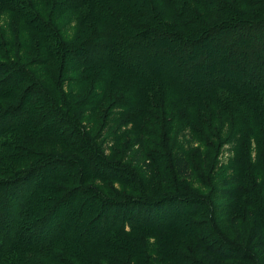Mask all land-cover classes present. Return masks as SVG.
Segmentation results:
<instances>
[{"label": "trees", "instance_id": "16d2710c", "mask_svg": "<svg viewBox=\"0 0 264 264\" xmlns=\"http://www.w3.org/2000/svg\"><path fill=\"white\" fill-rule=\"evenodd\" d=\"M65 2V5L70 4L76 10L87 12L88 15L81 23L88 26L90 34L77 47L62 42L57 47L61 53L69 51L70 48L71 54L77 58L81 55L76 59V63L82 68L87 85L100 87L101 82L107 78L106 94H110V90L114 89V81L125 83V91L132 90L131 94L136 92L133 88L135 86L141 94L144 102L142 106L137 107L138 110L129 114L128 122L134 127L132 130L139 133H135L137 136H134L130 147H135L132 159L144 171L145 177H148L154 167L152 161L145 160V157L155 154L160 163L166 164V156L170 159V166H166L164 170L170 172L171 177L179 180L180 184L191 186L195 180L204 182L208 173L213 172L215 168V164L207 162V152H216L218 149L209 146L205 152L199 146L195 149L196 143L203 140L202 144H209V139L216 138L231 144L230 151L232 150L234 158L230 167L222 169L220 178L223 177V196L219 197L220 200L224 199L230 203L222 208L214 205L212 214L215 212L217 215L214 219L210 217L207 224L209 231L215 234V245L225 252H211L210 247L206 243L202 244L201 239L194 240V251L206 264H223L225 254L228 257L245 255L242 248L232 247L224 242L230 243L227 236L231 238L233 229L236 235L232 240L237 245L240 235H245L244 226L238 228L236 225L237 217L233 221L236 226L233 227L232 223L233 229L230 227L234 205L232 201L238 202L241 207L235 212L238 217L245 203H248L250 226L247 228L248 235L243 247L258 254L259 259L256 262L264 264V0ZM0 4V8L16 13H21L23 7H28L24 0H0ZM38 21L43 20L36 17L34 25L40 33ZM44 28L52 30L47 22ZM181 29H184V32ZM213 38H218L217 42L223 47L229 45V54L235 56L239 62H246L247 69L251 66L257 67L259 81L247 78L245 80L240 75L233 79L220 75L221 81H213L215 73L220 69L208 65L205 67L206 71H199L197 76L189 77V83H186V80L180 82L169 75L157 74L149 66L150 57L164 51L162 49L168 46H177L182 52L191 53L195 52L199 45ZM239 38L246 41L248 46L243 45V41L238 43ZM167 50L165 53L171 55ZM46 51L48 57L56 54L51 45H48ZM247 56L249 61L253 62H249ZM99 71L106 72L109 78L106 76L103 79V76H99ZM218 73L222 74V70ZM185 75L190 76L187 73ZM255 76L258 79V74ZM25 77L21 70H16L14 63H0V168L6 175L0 178V264H38L30 259L34 255L41 256L45 261L55 259L61 264H79L80 261L83 264H101L112 257L113 250L123 256V259L135 260L141 256V261L136 264H172V259L179 253L173 248L174 238L169 233L173 224L171 222L167 226V223L161 222L157 216H168L169 212L161 213L164 210H159L154 205L157 200H152L146 195L138 196L136 203L118 198H112L117 201L111 202L110 197H105L101 192L87 186L86 182L91 180H110L111 177L118 176L123 177L124 182H129L135 173L131 170H119L99 160L100 155L85 138L83 128L70 117L67 108L62 110L64 96L60 92V84L52 81L47 86L41 84L35 88L32 85L27 86L29 83L24 82ZM228 81L238 84H228ZM109 86L111 87L108 88ZM149 94L157 95V98L151 100V96L148 98ZM180 94L182 97H194L199 103L198 106H188L190 101L176 97H180ZM54 95H57L56 98ZM74 95L71 97H75ZM89 96L86 91L79 93L81 98ZM169 97L172 101L167 99ZM161 100L176 104L179 119L173 121L174 124H169L173 117L172 108L161 106L160 109ZM95 101L96 99L92 102L94 105ZM72 105H77V102ZM209 105L215 107L211 109L213 114L216 111L222 116L217 129L211 120L207 123L201 118ZM132 106V102L127 105ZM182 107H195L201 115L196 118L190 112L184 114ZM150 109L160 111L155 121L161 126L165 124L163 139H168V134L171 135L170 140L168 139L171 146L159 148L145 139L146 135H152L155 129L140 128L142 123H145ZM38 111L40 113L34 117ZM114 115L118 117L121 113L117 111ZM223 128L225 129L222 132L217 131ZM183 129L187 133L183 134ZM175 137H182L187 149L175 144ZM33 139L58 144L64 147L63 150L71 151L72 155L53 152L41 154L17 144ZM153 148L155 150H152ZM198 160H202L201 168L195 163ZM41 183L45 186L43 190L39 187ZM90 192L99 194V197L93 199L101 204L100 210L104 215L90 221L84 218L73 226V231L67 229L69 214L77 203L74 200L75 195L84 197ZM171 198L179 201L176 196ZM194 202L198 200L184 198L183 203L188 206L187 210L182 211L185 218L196 211L192 208ZM34 204L41 207L38 212L40 215L35 217L33 222H26ZM135 204L138 205L137 212L133 215L136 218L131 221L129 229H126V224L121 221L116 225L110 212ZM203 205L208 209L206 202ZM107 206L110 209L105 208ZM220 209L227 212L225 224L221 229L223 233L219 232L216 226ZM89 222L93 223V229L97 231L92 234L85 229L75 235L80 229L86 228ZM22 225L25 226L24 232L29 233L26 239L25 233L21 234L24 228ZM187 225L192 227L194 224L190 222ZM115 226H118V229ZM140 232L142 234H139ZM201 232L208 234L205 229ZM146 233H150L154 238V245L161 243L166 246L165 253L169 259L163 257L165 253L150 254V248L146 250L144 244H136L137 238ZM113 236L116 239L112 238ZM162 238H165L163 243L160 241ZM112 239L119 243V246H114L116 244ZM53 250L58 252L50 256L49 253ZM169 250L172 252L167 254ZM113 261L115 263L118 259Z\"/></svg>", "mask_w": 264, "mask_h": 264}, {"label": "rangeland", "instance_id": "374dc122", "mask_svg": "<svg viewBox=\"0 0 264 264\" xmlns=\"http://www.w3.org/2000/svg\"><path fill=\"white\" fill-rule=\"evenodd\" d=\"M24 1L28 7H23L24 10L22 9L20 11L21 13L10 12L8 11L9 9L6 10L0 8V63H14L16 65V70H21L22 74L26 75L24 82L29 83L27 86L32 85L35 88L39 87L38 85L41 84L43 86H47L52 81L60 84V92L65 98H62V101L64 102L62 110L67 108L68 110H66L70 117L75 119L77 124L83 128L85 138L90 141L94 150L100 155L99 160L103 161L106 165L113 166L119 170H131L135 173V176H133L132 180L129 182H124V180H122L123 177L118 176L111 177L110 180H91L86 182L87 186L101 192V194L105 197H110L111 202L117 201L116 199L118 198L124 200L127 199V201L131 203H133L132 201H135L136 203V201L139 200L137 197L142 195L149 196L152 200H157V204H154L156 208L164 210L161 211V213H164L165 211L169 212L168 216L161 214L157 215L160 221L167 223V226H169L171 222L173 224V228H171L169 233L173 236L172 238H174L172 239V241H174L173 248H175V250L179 253L174 259H172V264H206L194 251V240L201 239L202 244L206 243L208 247H210L209 250L211 252L219 253L222 251L224 253L225 251L223 249L215 245V234L212 231H209L207 224L210 217L214 219L217 215L215 212L212 214V211H214V205L222 208L223 205H228V203H230V201L225 202L224 199L220 200L219 197L223 196V186L221 185L223 183V177L220 178V175L223 172L222 169L227 166L230 167L234 158L232 150L230 151L231 144H227L225 140H219L216 138L208 140L210 145L207 143L202 144L201 141L203 140L196 143L194 148L197 149L196 146H199L201 149L205 150V152H207V147L209 146L218 149L216 152H207V162L209 164H215V168L213 172L208 173L204 181L205 183L203 181L195 180L191 186H186L185 183L180 184L179 180L176 181L173 177H171L170 172L164 170L166 166H170V159L166 156V164L163 161V163H160L157 161L155 154L145 157V160L147 159L150 162L152 161V164L154 165V167L151 168L150 173H148V177H145L144 171H142L139 165H136L135 161L132 159L135 147L133 149L130 147L135 138L134 136H137L139 133L132 130L134 127L131 126V122H128L129 114L132 111L138 110L137 107L142 106V103L144 102L143 99H141L140 92H137V87H133L136 92L131 94L132 90L125 91L127 88L125 83L114 81V84L112 85V88L114 89L110 90V94L116 97L113 98L110 94H106V83L108 79H105V77L107 76L109 78V75L103 71H99V76H103V79H105L101 82L102 85L100 87H89L82 68L76 63V59H79L81 55L77 58L71 54L70 48L69 51L66 50L64 53H61L57 47L60 46V42L66 45L74 44L75 47H77V45H81L87 39L90 34L89 28L81 23L82 19L88 15L87 12H84V10H76L74 9L75 7L70 4L65 5V3H67L65 0ZM137 1L145 2V0ZM36 17L43 20L37 22V25L41 27L40 33H38L34 28V25L36 24ZM45 22L51 25L52 30L44 28ZM183 30L184 29H181L182 32H184ZM58 40L59 43H57ZM218 40V38H213L211 41L204 42L199 45L200 47H198L195 52L191 53L182 52L177 46H168L166 49H162L164 51L155 53L152 57H150L149 66L154 72H157V74L169 75L176 81L180 82L186 80L184 81L186 83H189L187 80L189 77L193 78V76H197L199 71H206L205 67L208 65L219 68L220 70L218 72L222 70V74H219L218 72L215 73L213 81H221L220 79L222 78L219 77L220 75L231 79L240 75L245 80L247 78L249 80L259 81L260 78L258 68L251 66L247 69L246 62H239L235 56L229 54V45L223 47L217 42ZM238 41V43H242L243 41L242 44L245 46L247 44L248 46V43L243 39L239 38ZM48 45H51L53 52H56V54L50 57H48V53L46 51ZM165 50H167V52L171 55H167ZM247 60L249 61V56H247ZM186 73L190 76L185 75ZM86 74L89 76L87 72ZM255 74H258V79ZM229 82L230 81L226 83L233 85L238 84L235 81ZM110 87L111 86L108 88ZM84 91L90 94V96L87 98L79 97V93ZM73 94H75V97L72 98L71 96H73ZM56 96L57 95H54V98H56ZM149 96H151V100H155L157 98V95L149 94L148 98ZM176 97L181 100L183 98L185 101H190L188 106H198L199 104L194 97L189 95L182 97L180 94V97L179 95H176ZM95 99L96 105L92 103ZM167 99L171 100L170 97ZM76 102L77 105H72V103ZM130 102L133 103V106L127 107ZM175 102H177L176 99ZM159 105L160 109L167 106L172 108L173 117H171V122L169 124H174V122L178 121L179 114L176 112V104H171L168 100H161L159 101ZM182 108L185 109H181L184 114L190 112L196 118L201 115H199L198 109L195 107ZM212 108L215 107L209 105L208 110L201 115V118L206 120L207 123L211 120V123L217 129L220 126V119H222V116L216 111V113L213 111V114L211 110ZM124 110L126 112H124ZM117 111H120L121 113L118 117L114 115V112ZM122 112H124L123 115ZM148 112L149 113L145 119V123L143 122L140 128H144L146 130L155 129L152 135H149L148 131H146L148 135H146L145 139L147 138L149 142L159 148L165 145L171 146V143H169L171 135L168 134L169 140L167 138L163 139V136H165L163 134V127H166L165 124L161 126V124H158V121H155L158 119L160 111L150 109ZM39 113L40 111L36 112L34 117ZM34 117L32 115V118ZM168 117H170V114H168ZM224 129L225 128L217 131L222 132ZM182 133L185 134L187 131L183 129ZM24 139H26V137H24ZM115 139H117L116 142ZM173 141L175 144L180 146V148L187 149V144L183 141L182 137H175ZM17 144L41 154L53 152L57 154L65 153L69 156L72 155L71 151L63 150L64 147L58 144L51 142L47 143L37 139L29 141L23 140ZM152 150L155 149L153 148ZM78 157L81 158L79 155ZM36 158H39L38 154ZM195 163L201 168L200 165H202V160H198ZM3 171L4 170L0 168V178H4V176L6 177ZM39 187L43 190L45 186L41 183ZM172 196H176L179 201H175L174 198H171ZM97 197H99V194H96L95 192H90L84 197L79 194L75 195L74 200L77 201V203L73 205V211L69 214L70 221L68 225H66L67 229H72L73 231V226L75 224H79L84 218H87L90 221L92 219L96 220L100 217V215H104V213L100 210L101 204L97 203V201H94L93 199ZM190 197L198 200V202H194V206L192 207L196 211L193 212L191 216L185 218V213L182 211H184V209L187 210L188 206L186 203H183V201L184 198ZM203 202L207 203L208 209L205 205H203ZM233 203V214L231 213L233 217H231L232 221L230 227L233 229L232 223L234 227L235 224L233 221L236 219L235 217H237L238 221L236 222V225L238 228H240V226H244L245 235H240L241 237L237 242V245L233 242L236 235V231L233 229V235L231 238L230 236H227L230 243L227 241L224 243L232 247L242 248L246 254L243 255L244 257L242 255L228 257L227 254H225L223 264H259V262H256V260L258 261L259 259L258 254L253 253V251L249 248L244 249L243 247V245L245 246L246 237L248 235L247 228L250 226V219H248V212H250L248 209V203H245L243 206V211L239 214V217L235 215V212L238 208L241 209V207L238 202L236 203L232 201V204ZM137 207L138 205L136 204L133 206H124L119 210L110 212V214L116 221V225H118L117 223L121 221L123 224H126V229H129L131 221H135L134 218H136V216L133 215L137 212ZM40 208L41 207L36 206V204L32 205L33 211L28 215L26 222H33L35 217L40 215V213L38 214ZM105 208H109V206ZM217 211H219V209ZM226 214L227 212L224 209H220L219 218L217 220L218 224H216L219 232H222L221 229L225 224ZM190 222L194 224L192 227L187 225ZM22 227L24 228H22L23 230L21 234L25 233L26 239L27 234L29 233L24 232V225H22ZM93 228V223L89 222L86 228H82V230L80 229V231L75 235L82 233L85 229H87L86 232L93 234V232L97 231V229ZM116 229H118V226ZM204 229L208 232L207 235L206 233L201 232V230ZM139 234H142V232ZM139 234L136 235L139 236ZM78 237H80V235ZM140 237L144 239H141ZM140 237L137 238L138 242L136 244H144L146 250L150 248V254L160 255L166 252L165 245L161 243L154 245V238L151 237L150 233L140 235ZM112 238L116 239L114 236ZM114 239H112L114 244H116L114 246H119V243H117ZM175 239L177 242H175ZM241 240H243V242ZM160 241L163 243L165 238H162ZM57 252L58 251L53 250L49 253V255L53 256L57 254ZM170 252H172V250L167 251V254H170ZM135 253L138 254L136 250ZM122 257L123 256L119 255L117 251L113 250L112 257L107 259V262L101 264H132V262L136 264L141 258V256H139L136 257L135 260H131L130 258L123 259ZM163 257L169 259V257H166V253ZM30 259L38 264H61L55 259L45 261L41 256L37 255L30 257ZM113 259H118V261L114 263ZM79 264H83V262L80 261Z\"/></svg>", "mask_w": 264, "mask_h": 264}]
</instances>
